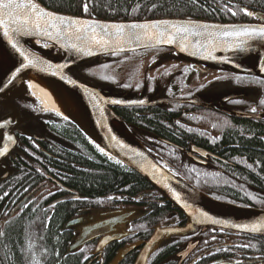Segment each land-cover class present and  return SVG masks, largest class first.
Listing matches in <instances>:
<instances>
[{"label": "trees", "instance_id": "1", "mask_svg": "<svg viewBox=\"0 0 264 264\" xmlns=\"http://www.w3.org/2000/svg\"><path fill=\"white\" fill-rule=\"evenodd\" d=\"M37 1L53 11L107 21L217 20L207 13L213 5L212 0ZM85 4L88 5L87 12L84 11ZM79 75L90 78L85 69ZM94 82L105 83L98 79ZM237 88L250 92L253 97L256 95L259 107L264 110L261 103L264 101V80L243 81ZM181 107L151 106L142 108L144 111L136 106L112 109L150 154L166 160L196 189L219 201L264 210V119H243L217 113L222 119L207 124L202 122L204 130L194 135L181 125L169 123V109ZM48 115L51 117L47 123L50 139L47 150L32 145V149H28L32 157L48 160L46 169L41 162H35L34 169L21 161L15 166L11 164L8 176L0 177V212L4 207L0 215V264H134L140 247L121 259L120 253L132 244L146 241L154 227L165 221L171 205L138 173L100 153L76 124ZM191 143L205 147L221 158L212 160L206 167L198 165L185 155ZM23 155L27 156L25 152ZM45 175L57 185L46 197L42 195L43 185L47 183ZM65 190L69 191L67 197L71 199L47 206L49 202L65 197ZM34 191V197L17 209ZM119 206L142 209L137 217L127 220L130 222L125 225L121 237L97 253L98 240L68 251L77 235V225L67 226L71 220L85 211H109ZM199 236L208 243L212 234L202 232ZM187 237L174 235L158 243L147 264H168L173 250L182 249Z\"/></svg>", "mask_w": 264, "mask_h": 264}, {"label": "water", "instance_id": "2", "mask_svg": "<svg viewBox=\"0 0 264 264\" xmlns=\"http://www.w3.org/2000/svg\"><path fill=\"white\" fill-rule=\"evenodd\" d=\"M40 7L57 15L70 17L75 19L87 20L89 22H98L100 25L123 24L130 26L133 24H155L157 27L152 29L154 32L167 30L173 31L171 25H185L188 26L192 34L187 36L184 40L182 36L176 37V42L172 44L158 43L157 39H146L125 36L122 40H117L115 36H106L109 40L106 46H99L95 44H88L83 40H77L75 35H57L52 29L47 31L52 32V36L42 34L34 28H29L23 32L10 33L9 37L5 36L3 29H0L1 43L15 56L16 63L11 68L6 76L0 78V94L14 86L20 81H25L22 74L28 70L33 69L44 75L53 77L57 83L68 92L78 103L85 115V120L90 127L91 136L96 144L97 149H103L108 157L122 163L128 168L138 173L155 191H157L168 203L172 204L181 212L187 223L183 227L171 226L173 223H165L163 226H158L154 229L152 235L148 240L142 243H135L127 247L120 253L119 259L123 258L132 250L140 247L139 253L134 264H147V261L157 244L164 238L173 235H194L200 229L207 228L221 229L229 233H239L258 237H264V231L253 232L248 229L234 227L233 225H252L258 223L264 225V211L253 208H245L235 205L232 207V214H214L202 208L197 202L194 194L195 189L184 179L178 178L162 168L159 163L151 156L138 139L125 126L122 129L115 128L109 124L106 119V114L117 118L111 107L113 106H162L164 103H183L195 106H204L209 103L205 98H194L187 100H171L162 98L151 100L149 96L138 97L133 95L128 97L126 95L114 94L112 90L107 88H100L89 85L77 78L69 72L70 69L77 65H81L90 60L98 59L97 62L102 63L107 61V57L115 54H129L151 49H169L174 51L177 55L185 58V61L202 64L211 67L229 68L236 72L252 75L264 79V50L255 46V43L262 42L264 39L255 38L248 40L240 47L233 45V38L219 37L212 39L209 34H218L222 30H231V26L237 28L243 27H260L264 26V18H261V23L251 22H237V23H220L199 19H185V18H155L129 21H107L96 18L83 17L78 15H70L53 11L37 0H34ZM167 21L164 24L161 22ZM226 26L227 29H226ZM98 31H102L98 28ZM109 33L114 32V29L108 28ZM144 30L139 28L126 27L125 33H142ZM200 33L196 35L195 33ZM33 41H38L46 45L49 51H56L61 57L57 60H51L39 52L34 51L33 47L38 48V44ZM13 44L16 47H13ZM75 44L76 47L72 45ZM49 46H51L49 48ZM23 52L29 59H35V66L28 65ZM45 52V51H44ZM59 57V56H58ZM19 69V71H17ZM242 94L230 93L221 98L222 102L241 97ZM219 110H224L216 105ZM261 116H264L262 114ZM6 121H0V129L5 125ZM80 128V127H79ZM87 137V135L83 132ZM90 141V140H89ZM90 143H92L90 141ZM93 144V143H92ZM14 142L11 143L13 148ZM100 147H99V146ZM1 147L0 159L5 157L11 149ZM4 149H7L4 151ZM101 151V150H100ZM200 157L207 158L213 156L205 150L193 148ZM190 156L191 153L189 152ZM214 157V156H213ZM194 158V157H193ZM195 162L206 165L201 158H194ZM34 191L28 195L19 204L17 209L23 207L28 201L34 197ZM72 197H65L59 199L53 204L60 201L71 199ZM90 213V212H83ZM132 212L125 211H110L100 212L94 215H89L86 218H75L71 220L69 225L81 226L77 229V235L69 246L68 251L76 250L77 248L98 240L95 248L97 253L103 249L109 242L121 237L124 232H119L118 227H122L128 220ZM85 222V223H84ZM84 223V224H83ZM198 244V240H191L186 247L179 253L178 256L184 259Z\"/></svg>", "mask_w": 264, "mask_h": 264}, {"label": "flooded vegetation", "instance_id": "3", "mask_svg": "<svg viewBox=\"0 0 264 264\" xmlns=\"http://www.w3.org/2000/svg\"><path fill=\"white\" fill-rule=\"evenodd\" d=\"M211 3L213 5L209 8L210 12H208L206 9L205 10L208 14H213L214 18L217 19L213 22L227 23L223 22V20L231 19L233 20L231 22L261 23V18H264V0H212ZM229 8L232 9V11H228ZM245 8L248 11L253 12L254 15L249 16L245 14V12L242 11V9ZM233 11L236 12V15L232 14ZM33 48L34 51L39 52L41 55L51 60H57L61 57V55L57 54L56 51L44 52V48L42 47ZM108 59V62H112L115 60V57H110ZM150 67L151 64L148 63L144 72L146 75L143 76V83H140L137 86L131 87V78L129 76H125V78L119 82L110 81V79H107L110 77L106 76L102 77L104 79L102 82L105 83H103L104 85L101 84V87L112 89V93L114 94L127 95L128 97H131L132 95H136L138 97L149 96L151 100L162 98H168L171 100L205 98V100L210 102V104L205 103L203 107L187 105L183 103H164L162 105H182L180 109H169V123L174 122L175 125H181L187 130V132L189 131L194 135L204 130V127L201 126L202 122L207 124L208 121H218L222 119V117L217 113L243 119H264V116H261L264 114V110L259 107V100H254V98H252L253 94L250 92L242 91L237 88L240 87L243 81L250 79L253 80L256 77L245 74L242 75L241 73L239 75L237 73L234 74L231 72L227 73L219 71H217L215 74H212L211 76H206L205 73L207 74L208 72L199 74L198 72H195L193 67L188 64H185V66L173 65L171 67L165 68V70L160 69L158 73L152 70V75H148V72L151 70ZM158 68L154 66V69ZM189 68L192 71H189ZM87 71V68H85V72ZM70 72L74 77L79 78V73H83V69L73 68L70 70ZM170 72H172V77L169 75ZM176 75L180 76L175 78ZM95 78L98 80L102 79L98 77ZM84 79L88 81L90 78ZM157 81L164 83L165 85L161 87L157 86ZM123 82L126 84L125 88L121 87ZM118 85L119 87H117ZM25 86H27L26 82L20 81L0 94V121L8 120L0 129V148H11V143L14 142L13 148L8 151L5 157L0 159V177H5V174L8 176L10 174L11 164L15 166L21 163V161L26 162L34 169L35 162H41V165H43L42 167L44 169H46L48 163V160L44 158L36 159L32 157L33 155L28 149H32V145L35 147H43V149L47 150V147L50 143V139L47 134V123L49 117L51 116L42 110L43 112L37 114L36 117H24L29 110L33 112L34 109H42L39 101L36 99L33 103L34 109H31L30 105L34 99L28 98L31 97V92L29 89L26 91ZM232 92L242 94L243 96L228 100L226 102L221 101V98L224 95ZM241 100H245L244 103H242ZM216 105L220 106L224 110H219L216 108ZM136 107L141 111H144L142 108L146 109L151 106L140 105ZM112 108L114 107H111V110L113 111ZM252 109H256V111L253 112ZM209 133L212 134L211 131ZM9 137H11V140ZM193 148L205 150L206 152L211 153L214 157L207 156V158H202L195 151H191ZM23 152H25L27 156L23 155ZM189 152L191 153V156ZM185 155L193 162H195L194 158H201L206 165L197 162L195 163L205 167L209 165L212 160H218L221 158L220 156L212 153V151L205 149V147H202L196 143L189 144V148L187 152H185ZM45 176L47 183L43 185L45 189L42 191V195L44 197L48 196L57 188V185L52 180V178L49 175ZM63 193L65 194L64 196H68L70 194L69 191L66 190L63 191ZM170 205L171 209L170 212L165 216V221L160 225L155 226L154 229L169 222L173 223L171 225L172 227H183L186 225L187 220L185 216L176 208H173L172 204ZM47 206H51V202H49ZM113 210L132 212L133 214H130L128 217L129 220L134 218L135 215L137 217L142 212V209L140 211V207L127 206H119V208ZM3 211L4 207L1 210L0 215L3 213ZM7 211H10V208ZM129 222L124 225H127ZM79 226L81 225L76 227V231ZM202 232L212 234L208 243H206V240H203V237L200 238L199 235ZM185 236L188 237L184 242V247L180 250H173L174 253L169 256V259L171 260H169L168 264H264V238H255L238 233H229L213 228L206 229V231H201L200 229L199 232L194 235ZM169 237H164L161 241ZM191 240H198V244L184 259H181V257L178 256L179 253ZM245 245H247V247H245Z\"/></svg>", "mask_w": 264, "mask_h": 264}, {"label": "snow or ice", "instance_id": "4", "mask_svg": "<svg viewBox=\"0 0 264 264\" xmlns=\"http://www.w3.org/2000/svg\"><path fill=\"white\" fill-rule=\"evenodd\" d=\"M84 11H88V5H84ZM232 11V9H228ZM245 14L252 16L253 12L248 11L246 8L242 9ZM236 15V12H232ZM167 24L169 22H161ZM139 28L143 29L142 33H125V28ZM155 24H133L126 26L123 24H112V25H100L98 22H89L87 20L75 19L70 17H64L57 15L53 12H49L44 8L40 7L34 0H0V29H3L5 36L9 37L11 41L10 33L12 32H23L29 28H34L37 31L42 32V34L47 36H52V32L47 31V29H52L57 35H75L77 40H83L88 44H95L101 47L106 46L109 40L105 39L106 36H115L117 40H122L126 35L129 37H135L136 39L146 38V39H157L158 43L172 44L176 42L177 36H182L184 40L187 36L192 34L191 29L185 25H171L173 31L168 32L167 30H162L157 32L152 31L156 28ZM228 26H226L227 29ZM98 28L102 31H98ZM108 28L114 29V32L109 33ZM200 35V33H195ZM212 39L219 37H231L233 38V45L235 47H240L242 44L246 43L248 40L255 38L264 39V26L260 27H243L237 28L236 26H231V30H222L218 34H209ZM76 47L75 44L72 45ZM13 47H16L13 44ZM21 55L25 56L28 61V65L35 66V59H29L23 52ZM19 71V69H17ZM264 104V101H261ZM256 111V109H252ZM11 140V137H9ZM7 149H4L6 151ZM103 151V149H100ZM0 155L3 152L0 151ZM234 227L244 228L251 230L253 232L264 231V225L253 223L252 225H233ZM247 247V245H245Z\"/></svg>", "mask_w": 264, "mask_h": 264}, {"label": "bare ground", "instance_id": "5", "mask_svg": "<svg viewBox=\"0 0 264 264\" xmlns=\"http://www.w3.org/2000/svg\"><path fill=\"white\" fill-rule=\"evenodd\" d=\"M33 42L41 45V43L38 41ZM255 46L261 50H264V43L262 42L255 43ZM50 47L51 46H49V48ZM16 62L15 56L0 41V78L6 76ZM22 77L31 89L32 96L39 101L41 108L44 111L54 112L62 118L73 121L87 135L90 141L93 144H96L91 136L90 127L85 120V115L80 106L76 100L68 92H66L53 77L44 75L33 69L26 70L22 74ZM106 119L108 123L113 125L115 128L122 129L124 127V124L117 118H114L112 115L106 114ZM103 152L105 151L103 150ZM194 196L202 208L214 214H232L231 208L235 206L229 202L213 200L208 195L200 191H195ZM53 202L51 203V206L55 205ZM242 235L264 238L246 234Z\"/></svg>", "mask_w": 264, "mask_h": 264}, {"label": "rangeland", "instance_id": "6", "mask_svg": "<svg viewBox=\"0 0 264 264\" xmlns=\"http://www.w3.org/2000/svg\"><path fill=\"white\" fill-rule=\"evenodd\" d=\"M185 60H183L182 58H180L178 55L166 51V50H150L148 52H138V53H132V54H127V55H122L121 57H116L115 56V60L114 61H105L102 63H89L86 64L88 66H90V68L92 69L91 71L88 72V75L90 77H98V78H102V77H110L107 79H110V81H116L119 82L121 80H123L125 78V76H129L131 78L130 80V84L132 85L131 87L137 86L140 83H143V76L146 75L145 70L146 67L148 65V63L151 64L150 67V71L148 72V75H152L151 71L154 70L155 72L158 73V71L161 70H165V68L167 67H171L173 65L176 66H185ZM154 66L158 69H154ZM178 68V67H176ZM206 68V72H208L207 74L205 73L206 76H211L212 74H215L217 72L216 68L213 67H205ZM114 69V70H113ZM113 70V71H112ZM189 71H192L189 68ZM182 73V72H181ZM172 72H170V76L172 77ZM200 74V73H199ZM180 75H176L175 78L179 77ZM82 78V77H81ZM84 79V78H82ZM85 80V79H84ZM95 79H89L88 81L85 80V82L94 85V86H101V84L99 85L98 83L94 82ZM101 80H104L103 78ZM99 80V81H101ZM157 86H163L165 85L164 83H161L159 81L156 82ZM126 84L123 82L121 84L122 88H125ZM26 87V91L27 89L30 90L29 86H25ZM119 87V85L117 86ZM31 92V90H30ZM30 99H34L33 102H31V109L33 108V103L35 102L34 97H28ZM254 100L257 99L258 97H256V95L253 97ZM251 99V98H250ZM258 101V100H257ZM43 109H34V111H28L25 114V118L26 117H36L37 114H40ZM45 112V111H44ZM59 116V115H58ZM57 116V117H58ZM60 118V117H59Z\"/></svg>", "mask_w": 264, "mask_h": 264}]
</instances>
